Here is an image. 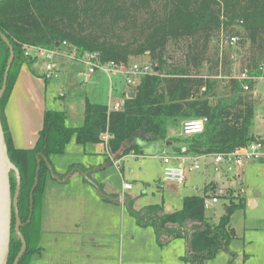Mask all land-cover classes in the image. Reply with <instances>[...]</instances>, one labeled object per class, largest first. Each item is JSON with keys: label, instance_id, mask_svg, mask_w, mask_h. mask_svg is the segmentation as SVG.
I'll use <instances>...</instances> for the list:
<instances>
[{"label": "trees", "instance_id": "16d2710c", "mask_svg": "<svg viewBox=\"0 0 264 264\" xmlns=\"http://www.w3.org/2000/svg\"><path fill=\"white\" fill-rule=\"evenodd\" d=\"M235 26L242 35L234 32ZM223 32L228 37L236 36L237 43L247 44V74L264 78V64H258L264 58V0H0V34L7 38L14 53L0 98V120L9 159L20 174L17 209L26 250L17 264H30L31 253L37 251L40 204L49 175L42 158L30 218L29 193L40 154L48 160L62 154L72 138L85 146L102 142L104 134L109 136L106 147L113 157L139 153L138 138L146 142L170 141L173 154H179L185 146L191 156L231 152L264 140V136L251 133L254 101L250 91L257 81L247 82L249 91H244L241 82L229 79L226 96L215 98L213 83L202 73L213 36ZM30 47L74 52L76 57L97 52L101 63L122 67L148 55L155 66L152 74L142 76L132 86L134 96L124 99L120 110L86 101L83 122L73 127L65 124V112L48 110L35 147L16 150L4 108L20 68L35 62L26 54ZM171 47L181 51V57L172 63ZM9 56V47L0 38V89ZM199 118L207 119L201 134L168 138L169 128ZM10 185L14 195L12 172ZM216 188V181L206 183L202 195L184 197L181 208L172 213L155 205L143 215H134L138 224L154 228L161 246L184 239L186 252L181 261L204 264L218 251L228 250L236 237L229 224L230 216L244 207L242 199L235 204L232 191L227 190L220 196L228 199L229 205L217 224H210L205 217L204 198L208 194L217 197ZM14 221L13 216L7 264H13L21 247L13 231Z\"/></svg>", "mask_w": 264, "mask_h": 264}, {"label": "crops", "instance_id": "0c3cea01", "mask_svg": "<svg viewBox=\"0 0 264 264\" xmlns=\"http://www.w3.org/2000/svg\"><path fill=\"white\" fill-rule=\"evenodd\" d=\"M53 60L56 73L60 71L58 76L62 73L60 76L63 79L59 84L54 83L52 87L51 79H43L42 59H35L31 67L23 65L13 84L4 116L16 150L35 147L46 111H63L67 126H80L86 101L112 109L114 105L122 107L128 93L132 92V86L119 72L98 70L86 75L85 66L64 51ZM132 61L128 67L133 65ZM71 80L83 82L77 113L73 101L57 106L54 94L55 89L67 85ZM48 96L53 99V106ZM60 97L64 99V93ZM168 138L174 137L168 135ZM69 143L62 154L52 155L48 159L53 176L49 174L45 182L40 204L37 251L31 253L30 264H173V247L180 244L179 241L184 242L186 252L184 239L159 245L154 228L138 224L134 215H143L148 207L155 205L162 206L165 213L175 211L165 209L163 199L161 204L137 207L136 198L127 196V191L122 188L123 183H129L123 175L126 160L130 159L131 166L136 162L143 165L145 160L141 162L140 158L144 157L145 151H157L155 154L161 153L156 157L161 170V158L173 155L170 141L146 142L138 138L136 143L140 152H130L117 159L108 153L105 142L85 146L75 142L81 147L76 149L73 156L67 148ZM109 167L115 168L118 178H114L120 180L118 192L106 186V169ZM134 172L132 167L128 168L129 175H134ZM212 181L216 180L207 183ZM175 255L181 261L180 252Z\"/></svg>", "mask_w": 264, "mask_h": 264}, {"label": "rangeland", "instance_id": "374dc122", "mask_svg": "<svg viewBox=\"0 0 264 264\" xmlns=\"http://www.w3.org/2000/svg\"><path fill=\"white\" fill-rule=\"evenodd\" d=\"M234 32H239L242 35L239 26H235ZM229 38L226 32L216 33L213 36L209 45V59L202 68L204 76L209 78V81L213 83V95L215 98L226 96L228 91L226 85L229 79L239 76L246 70V65H248L247 44L239 41L231 45L227 43ZM169 55L172 57L170 60L172 63L173 59L181 57V51L171 47ZM217 61L218 64L215 65ZM131 63L135 65H150L151 71H154L155 64L150 60L148 55L133 59ZM258 64H264V58L259 60ZM210 68L213 71H210ZM59 72L56 73L57 76L51 79L50 85L52 87H54V83L59 84L63 79L60 76L62 73L58 76ZM81 84H83L81 80L80 82L79 80H71L67 85L63 84L58 89H55L56 92L54 94L57 106L73 101L76 104L77 113V102L82 91ZM253 88L254 117L251 133L256 136H264V79L258 80ZM63 93L64 99L60 97ZM48 99L53 106V102L51 101L53 99L50 96H48ZM168 135L172 136V138H181L180 125L169 128ZM151 145L156 144L151 143ZM80 147L72 139L67 148L71 156H73L76 153V149ZM171 150L173 149L171 148ZM155 152L157 151H145L144 157L140 158L142 159L140 160L141 162L145 160L143 165L136 162L134 166H131L130 159L124 162V178L131 183V190L127 191L126 195L136 198L137 207L161 204L163 199L165 209L172 208L173 211H177L181 208L182 198L191 195H202L205 181L207 183L214 179L218 185L214 192L218 197V201L216 204L205 208V217L210 224H217L220 217L224 214L225 208L229 205V200L220 196L227 190L232 191V201L237 204L242 199L244 207L236 209L230 216L229 224L234 229L236 237L230 243L228 250L218 251L212 260L206 261L204 264H264V165L248 164L243 168L240 176L232 177L231 179L216 177L210 169L206 172L197 171L191 174L188 173L186 174L184 186L161 183L159 189L157 188V181L159 180L161 170L156 157L161 153L155 154ZM130 167L134 169V175L128 174V168ZM106 176L108 181L106 186L118 192L120 190V180L114 178L117 177L115 168H107ZM157 176L159 177L157 178ZM143 182L149 185L143 184ZM141 189L146 191L143 190L141 192ZM208 195V198L211 199L212 194ZM251 199L255 202L250 201ZM178 243L180 244L173 247V264H184L175 258L177 252H180L182 256L185 254L184 242L179 241Z\"/></svg>", "mask_w": 264, "mask_h": 264}, {"label": "built area", "instance_id": "2783aa9c", "mask_svg": "<svg viewBox=\"0 0 264 264\" xmlns=\"http://www.w3.org/2000/svg\"><path fill=\"white\" fill-rule=\"evenodd\" d=\"M238 38L232 36L228 39L227 43L231 45L236 44ZM65 46V43L63 44ZM66 52V51H64ZM63 51L52 50L40 47L27 48L26 54L33 59H42L44 62L43 79L50 80L56 76V66L53 58L61 55ZM72 59L79 61L85 66L86 75H91L94 72L101 70L105 73L119 72L125 77L128 85L134 86L137 80L147 74H152L150 65H135L128 67L118 66L112 62L101 63L100 55L97 52L85 53L81 57H76L74 52H66ZM242 83L244 91H249L247 82L258 81L262 78L251 77L246 71L239 76L231 77ZM253 91H250L252 93ZM254 94V93H252ZM119 105H114L112 110H120ZM206 118H199L194 120H185L180 124V135L187 137L191 135L201 134L204 130ZM109 139L108 134L101 136L102 142H107ZM248 164H262L264 165V140L253 142L245 147L235 149L231 152L224 153H206L198 156H191L187 154V148L181 147L179 154L171 156L165 155L161 158V175L157 181V186L161 183H170L177 186H183L186 181V174H191L197 171L206 172L208 169L214 176L231 179L238 177L242 174L243 168ZM116 165V162H115ZM119 168V165H117ZM123 190L128 191L131 189V184L128 182L123 183ZM218 201L216 196L211 195V199L204 198V208H207Z\"/></svg>", "mask_w": 264, "mask_h": 264}, {"label": "water", "instance_id": "95a60500", "mask_svg": "<svg viewBox=\"0 0 264 264\" xmlns=\"http://www.w3.org/2000/svg\"><path fill=\"white\" fill-rule=\"evenodd\" d=\"M1 40L8 45L10 50V56L4 71L3 82L0 89V98L5 92L6 83H7V75L10 69V66L13 61V49L9 44V41L6 37L0 34ZM134 93H128L127 98H133ZM44 161L49 169V174L53 176V170L48 160L43 157L41 154L39 155ZM39 156L36 157L37 169L35 175V182L32 186L29 193V218L32 215L33 203L32 197L33 192L37 184L38 170H39ZM119 155L114 158L117 159ZM11 172L14 174L15 178V192L14 195L11 194V185H10V174ZM20 191V174L17 167L11 162L8 156L7 146L4 139V133L0 120V264L8 263V255H9V246L12 235V219L14 216V234L20 240L21 247L19 253L17 254L13 264H17L20 258L23 256L26 250V242L23 236L20 233V227L22 226L21 220L19 218L18 209H17V200ZM250 201H254L251 199ZM251 206V205H250Z\"/></svg>", "mask_w": 264, "mask_h": 264}, {"label": "flooded vegetation", "instance_id": "af4514ba", "mask_svg": "<svg viewBox=\"0 0 264 264\" xmlns=\"http://www.w3.org/2000/svg\"><path fill=\"white\" fill-rule=\"evenodd\" d=\"M40 158H41V157L39 156V161H40ZM29 211H30V210H29Z\"/></svg>", "mask_w": 264, "mask_h": 264}]
</instances>
